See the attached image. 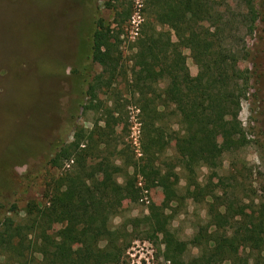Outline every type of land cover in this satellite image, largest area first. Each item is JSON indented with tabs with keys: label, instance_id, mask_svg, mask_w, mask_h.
Wrapping results in <instances>:
<instances>
[{
	"label": "rangeland",
	"instance_id": "1",
	"mask_svg": "<svg viewBox=\"0 0 264 264\" xmlns=\"http://www.w3.org/2000/svg\"><path fill=\"white\" fill-rule=\"evenodd\" d=\"M257 1L261 20L252 34L240 28L238 17L230 20L233 34L240 29L234 40L242 38L233 45L245 58L232 51L219 57L223 70L235 72L242 83L238 115L221 116L223 127L206 156L185 157L192 162L191 171L180 162L179 141L175 138H167L168 145L156 161L162 173L171 169L175 173L179 194L184 195L189 183L195 182L221 198L213 202L220 212L225 207L217 204L222 202L232 207L229 213H239L225 230L227 244L238 253L259 250L248 207L252 200L257 203L264 198V0ZM137 3L142 4V22L139 34L133 36L129 21ZM223 8L228 14L238 10L233 0H227ZM127 10L130 13L124 18ZM96 17L115 27L121 62L110 87H106L105 73L97 89L89 90L88 82L102 71L88 57V39ZM122 19L121 26L116 27ZM146 19V0H0V218L14 205L15 211L6 215L21 221L29 201L45 204L50 180L68 168L65 164L58 169L51 167L50 156L78 133L88 141L89 134L104 126L107 112L112 113L108 120L114 122V131L105 146L96 148L89 141L87 182L101 186L107 166L120 169L115 176L119 184L133 174L129 163L141 156V144L149 133L144 129L136 97L129 93L133 75L142 74L135 53ZM190 22L196 29L212 30L205 18L191 17ZM157 28L167 30L166 26ZM172 39L176 40L173 35ZM183 53L190 74L195 76L197 65L188 49ZM103 83L105 87H101ZM177 129L173 124L172 131ZM137 181L139 192L121 199L122 210L111 219V225L146 216L152 207H166L160 187L144 184L141 177ZM211 201L210 197L199 201L186 197L170 219L171 229L187 245L181 264H194L203 246L202 235L206 237L205 231L212 229L208 228ZM89 204L97 207L101 201L93 197ZM170 207L175 204L170 203L166 213H170ZM59 227L53 220L45 223L46 233ZM83 247L80 240L73 245L77 252ZM121 264L169 263L164 259L159 236L132 242Z\"/></svg>",
	"mask_w": 264,
	"mask_h": 264
},
{
	"label": "trees",
	"instance_id": "2",
	"mask_svg": "<svg viewBox=\"0 0 264 264\" xmlns=\"http://www.w3.org/2000/svg\"><path fill=\"white\" fill-rule=\"evenodd\" d=\"M226 1L146 0L147 19L135 53L142 74L134 73L129 93L136 97L144 129L149 133L141 144V156L129 163L134 168L133 174L126 175L124 183L119 184L115 176L120 169L107 166L101 186L94 187L87 182L89 141L94 142L96 148L100 144L105 146L114 131V122L108 120L112 113L107 112L104 126L89 134L88 141L78 133L72 142L59 146L50 156L48 163L56 169L71 162L50 180L44 194L45 204L29 201L21 221L6 215L15 211L14 205L4 211L0 218V264H121L132 242L159 236L164 259L169 264H181L187 245L171 229L170 219L186 197L194 201L204 197L212 200L208 212L210 217L212 214L208 228L212 229L205 231L206 237L202 235L203 246L194 264H264V198L257 203L252 200L248 207L249 219L254 224L252 235L259 250L238 253L227 244L225 230L232 226V219L239 213H229L232 207L222 202L217 204L225 207L220 212L213 202L221 198L195 182L189 183L184 195L179 194L178 180L172 169L162 173L156 165L168 145L167 138H175L179 141L180 162L191 171L192 162L185 157L206 156L214 148L217 132L223 127L221 116H236L240 111L241 80L235 72L223 70L219 57L232 51L245 58L243 51L235 50L233 45L242 38L234 40L240 29L238 27L233 34L230 20L238 17L240 28L252 34L261 20V11L257 0H233L238 10L228 14L223 8ZM129 13L127 10L124 18ZM191 17L207 19L212 30L196 29L190 22ZM123 21L116 23V27ZM157 26H166L167 30ZM115 31V27L105 25L101 17L93 22L88 57L93 64L101 66L102 71L88 82L89 90L97 89L105 73H108L106 87H110L120 68L119 36ZM184 49L189 50L197 65L195 76L186 65ZM101 87H105L104 83ZM173 124L178 126L176 131H172ZM133 155L136 156L134 152ZM138 177L144 184L163 190L166 207H152L146 216L111 225V219L122 210L121 199L139 192ZM93 197L101 201L100 206L89 204ZM170 203L175 207H170V213H166L165 208ZM49 220L60 227L46 233L45 223ZM78 240L84 245L79 252L73 248Z\"/></svg>",
	"mask_w": 264,
	"mask_h": 264
},
{
	"label": "built area",
	"instance_id": "3",
	"mask_svg": "<svg viewBox=\"0 0 264 264\" xmlns=\"http://www.w3.org/2000/svg\"><path fill=\"white\" fill-rule=\"evenodd\" d=\"M141 8H142V4L137 3L135 6V10L133 12V15L131 16V19L129 21L130 27H131L130 33H132L133 36H137L139 34V26L142 22ZM134 135H136V133H134ZM70 162L66 164L67 167L69 166Z\"/></svg>",
	"mask_w": 264,
	"mask_h": 264
}]
</instances>
